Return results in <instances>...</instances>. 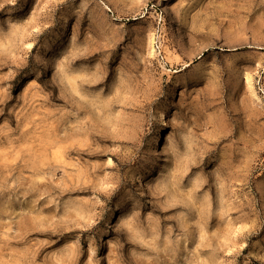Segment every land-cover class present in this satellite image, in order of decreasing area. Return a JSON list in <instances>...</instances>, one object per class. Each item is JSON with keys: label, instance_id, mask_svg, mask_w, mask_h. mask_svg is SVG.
Here are the masks:
<instances>
[{"label": "rangeland", "instance_id": "374dc122", "mask_svg": "<svg viewBox=\"0 0 264 264\" xmlns=\"http://www.w3.org/2000/svg\"><path fill=\"white\" fill-rule=\"evenodd\" d=\"M0 264H264V0H0Z\"/></svg>", "mask_w": 264, "mask_h": 264}, {"label": "bare ground", "instance_id": "6f19581e", "mask_svg": "<svg viewBox=\"0 0 264 264\" xmlns=\"http://www.w3.org/2000/svg\"><path fill=\"white\" fill-rule=\"evenodd\" d=\"M114 216H115V212L112 213V215H111V219H113Z\"/></svg>", "mask_w": 264, "mask_h": 264}]
</instances>
